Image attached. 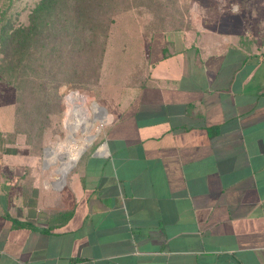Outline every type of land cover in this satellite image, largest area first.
<instances>
[{
  "label": "crops",
  "instance_id": "0c3cea01",
  "mask_svg": "<svg viewBox=\"0 0 264 264\" xmlns=\"http://www.w3.org/2000/svg\"><path fill=\"white\" fill-rule=\"evenodd\" d=\"M246 6L108 45L100 137L48 185L0 161V264H264V0Z\"/></svg>",
  "mask_w": 264,
  "mask_h": 264
},
{
  "label": "rangeland",
  "instance_id": "374dc122",
  "mask_svg": "<svg viewBox=\"0 0 264 264\" xmlns=\"http://www.w3.org/2000/svg\"><path fill=\"white\" fill-rule=\"evenodd\" d=\"M13 1L11 4L13 8L7 10L0 21V63L4 62L1 42L2 27L5 26V30H7L11 27L17 28L28 25L31 11L40 2V0ZM250 1L252 0H175L173 6L167 5V14L170 15L163 17V14L156 16L153 13L150 14L149 10L156 8L155 3L151 4L149 8L137 4L138 8L128 9L117 15L114 14V20L109 24L108 51H110V55H112V50L113 56L118 55L122 44L119 37L128 35L133 37L140 33H149L152 21L156 22L158 28L163 26L176 28L180 25L181 28L185 29H197L203 23H209L210 20L230 19L236 16L247 17L246 5ZM7 2L8 0H0V15L2 7L7 5ZM125 44L134 43L126 42ZM31 53H33L32 56H26L27 60L28 58L40 57L36 51L32 50ZM69 59L72 66L74 65L75 73L73 71L70 74L71 67L66 66L65 69L62 65V68H55L56 75L51 78L50 82L47 81L43 68L39 66L33 70L29 68V63L33 65L34 61L24 62L26 64V67H23L24 74L26 78L28 77L29 82L22 87H20L21 77L18 76L20 73L18 66H13L12 62L8 65L9 68L7 64V68H0V161L3 158L9 160L13 154L17 155L20 160L37 163L39 167L37 176L46 185L48 182L57 180L56 170L58 167L60 170H67L72 164L71 162H75V158L68 162L69 153L77 149L79 144L86 143L82 137L88 133L96 135L92 143L100 137L105 126L104 124L101 127L102 114L99 115L100 119L94 122L89 104L95 102L99 107L106 110L108 115L112 114L110 98L112 95L111 91L109 92V82L105 83L109 78L105 79L103 76L99 78V73L95 78L96 70L94 69L96 67L94 65L90 67L91 70L88 72L86 69L82 71L81 67L86 64L85 57L81 59V56L78 55L75 58L69 57ZM111 61L113 65H117V61L112 56L107 57V65ZM48 65L50 66L49 63ZM14 67L18 70H15ZM66 71H70L72 82H66L67 79L63 78ZM36 72L39 75L38 78ZM89 74L92 76H88ZM114 81L117 82V79L114 78ZM17 85L18 87H16ZM41 89L47 93L44 100L42 97L45 94H42L41 99L38 100L32 93V91H40ZM69 91H72L73 95L67 93ZM75 101L80 103L81 112L76 113L73 121L74 128L70 130L68 123L73 116L71 103ZM37 105L41 106L39 111L36 108ZM45 114H48V120H43ZM85 121L89 122L88 128L83 124Z\"/></svg>",
  "mask_w": 264,
  "mask_h": 264
},
{
  "label": "trees",
  "instance_id": "16d2710c",
  "mask_svg": "<svg viewBox=\"0 0 264 264\" xmlns=\"http://www.w3.org/2000/svg\"><path fill=\"white\" fill-rule=\"evenodd\" d=\"M12 2L14 1L8 0V4L2 7L0 21L7 10L13 8ZM153 3L156 4L154 5L156 8L149 10L150 14L153 13L155 16L163 14V17L170 15L167 14V5L173 6L175 0H40L30 13L28 25L17 28L11 27L7 30H5V26L2 27L1 42L4 62L0 63V68H7L12 62L13 66H18L20 71L18 76L21 77L20 87H22L29 82L28 77L26 78L24 74L23 67H26L24 62L34 61L33 65L35 67L29 63V68L31 70L38 68V66L43 68L47 81L50 82L51 78L56 75L55 68H62V65H64L63 68L65 69L66 66L71 67V72L69 71L71 74L75 68L74 65L72 66L69 57L75 58L79 55L81 59L83 57L86 58V64L81 67L82 71L86 69L88 72L91 70L90 67L94 65L96 67L94 69L96 70L95 78H97L98 73L99 78H102L104 56L109 44L107 43L109 24L113 22L114 14L117 15L128 9L138 8L137 4L149 8ZM168 29H181V26L178 25L176 28H166L165 26L158 28L156 22L152 21L149 33L145 34L149 35ZM32 50L38 52L40 57L28 58L27 60L26 56L30 57V55H33L31 53ZM58 59H60V62H58ZM15 70L18 69L15 68ZM69 72L66 71V75L63 77L67 79L66 82H70V79H72ZM88 76L92 75L89 74ZM36 77H39L37 72ZM34 88L36 89V86ZM71 92L67 93L72 94ZM32 93L35 94L38 100L41 99L42 94H45L42 97L43 100L47 97V93L43 92V89L32 91ZM65 97L66 95L64 100ZM43 105L45 106L46 104ZM36 108L39 111L41 106L37 105ZM44 119L48 120V114L44 115Z\"/></svg>",
  "mask_w": 264,
  "mask_h": 264
},
{
  "label": "bare ground",
  "instance_id": "6f19581e",
  "mask_svg": "<svg viewBox=\"0 0 264 264\" xmlns=\"http://www.w3.org/2000/svg\"><path fill=\"white\" fill-rule=\"evenodd\" d=\"M71 104H72V107H71V110H72V111H71V112H72V115H73V116H72V119H70V121H69V123H68V126H69V129H70V130L74 128V127H73V121H74V119H75V117H76V113L81 112V105H80V103H79L78 101L72 102ZM83 124L88 128V126H89V122L85 121ZM92 137H93V135H91L90 133H88V134H86V135H85L84 137H82V138H83L84 141L87 143V142H89V141L91 140ZM81 148H82L81 145H79V146L77 147V150H78L77 153L80 152Z\"/></svg>",
  "mask_w": 264,
  "mask_h": 264
}]
</instances>
